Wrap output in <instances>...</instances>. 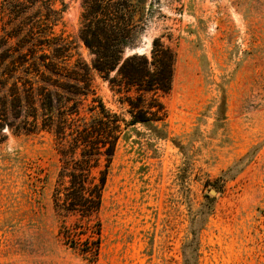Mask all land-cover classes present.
<instances>
[{
    "label": "rangeland",
    "instance_id": "1",
    "mask_svg": "<svg viewBox=\"0 0 264 264\" xmlns=\"http://www.w3.org/2000/svg\"><path fill=\"white\" fill-rule=\"evenodd\" d=\"M64 1L55 31L89 60L79 37L83 0ZM147 7L138 47L149 51L162 36L177 52L172 89L162 96L167 137L136 124L120 141L100 212L99 258L89 260L59 233L54 136L5 128L0 264H186L196 242L197 264H264V0H147ZM94 83L108 108L131 119L107 81L96 75Z\"/></svg>",
    "mask_w": 264,
    "mask_h": 264
},
{
    "label": "trees",
    "instance_id": "2",
    "mask_svg": "<svg viewBox=\"0 0 264 264\" xmlns=\"http://www.w3.org/2000/svg\"><path fill=\"white\" fill-rule=\"evenodd\" d=\"M82 6L79 37L89 60L73 39L55 31L64 0H1L0 142L5 128L54 136L60 164L52 198L62 217L59 233L66 245L95 261L103 244L104 191L120 141L136 124L167 137L162 96L172 89L177 52L158 36L149 51L128 53L139 46L150 19L147 0H83ZM96 75L127 103L131 119L106 106L96 92ZM194 244L186 264H197Z\"/></svg>",
    "mask_w": 264,
    "mask_h": 264
},
{
    "label": "water",
    "instance_id": "3",
    "mask_svg": "<svg viewBox=\"0 0 264 264\" xmlns=\"http://www.w3.org/2000/svg\"><path fill=\"white\" fill-rule=\"evenodd\" d=\"M142 51H143V48H141V47H137V48L130 49V50L128 51V53L142 52ZM211 192H212V193H215L216 191H215V190H212Z\"/></svg>",
    "mask_w": 264,
    "mask_h": 264
}]
</instances>
